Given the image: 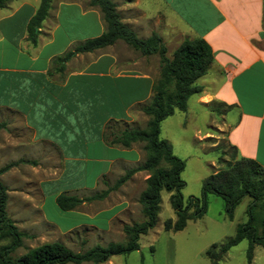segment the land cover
Returning <instances> with one entry per match:
<instances>
[{"label":"crops","instance_id":"0c3cea01","mask_svg":"<svg viewBox=\"0 0 264 264\" xmlns=\"http://www.w3.org/2000/svg\"><path fill=\"white\" fill-rule=\"evenodd\" d=\"M39 1L12 0L0 8V123L5 124L0 131L9 126L4 117L11 113L29 134L27 146L48 148L18 157L34 163H19L0 174L7 192L6 211L12 201H39L35 206L42 221L63 238H81L82 232L90 230L107 234L129 207L122 186L142 171L104 198L82 201L71 210H61L56 197L63 193L87 197L105 189L102 184L107 187L118 165L124 173L140 162L138 143L129 148L110 146L102 134L109 120L131 124L137 114H143L140 106L150 99L159 76V57L142 55L116 40L74 55L64 70L57 71L51 60L100 35L105 23L99 9L85 1L60 0L54 7L57 21H43L37 44L32 45L27 25ZM115 4L121 20L138 38L156 32L166 54L186 38L207 42L213 60L196 80L202 87L196 100L221 104L233 112L228 122L225 114L220 126L226 128L228 143L238 156L264 167V0H121ZM64 7L68 15L77 12L81 21L62 23ZM40 156L45 157L44 163ZM21 165H29L36 179L19 177ZM26 185L31 193L23 190ZM113 262L111 257L102 264Z\"/></svg>","mask_w":264,"mask_h":264},{"label":"trees","instance_id":"16d2710c","mask_svg":"<svg viewBox=\"0 0 264 264\" xmlns=\"http://www.w3.org/2000/svg\"><path fill=\"white\" fill-rule=\"evenodd\" d=\"M10 1L12 0H0V8ZM50 5L51 0H40L28 21V39L32 45L37 44L39 28L49 16ZM88 6L99 9L105 30L54 57L51 66L55 70H64L65 62L78 53L91 52L111 45L116 40H122L142 55L157 54L159 76L152 86L150 99L140 106L142 113L147 116L145 126L140 128L122 121L109 120L102 134L104 142L110 146L129 148L133 143H142L141 148L145 153L143 161L127 168L105 189L82 198L59 194L56 203L61 210L74 209L82 201L104 198L109 191L117 189L134 173L145 171L148 176L138 197L144 220L122 224L121 230L126 237L123 243L110 242L105 246L95 244L84 251L75 252L62 242L52 241L28 248L19 256H13L12 253L22 246L23 238L27 234L20 231L8 217L6 187L0 181V241L8 239L6 243L0 244V264H102L113 255L138 250L139 236L146 234L156 223L161 190L170 193L169 203L175 218L166 219L164 229L172 231L183 229L188 220L202 217L206 212L207 195L210 193L223 198L229 219H232L235 207L248 196L250 201L246 207L247 220L237 225L232 237L221 244H213L206 254L211 264H218L229 248L246 239V263L251 264L254 246L264 247V167L252 158L238 156L236 148L230 145V156L219 159L222 166L204 179L200 195L190 196L184 201L181 193L184 185L181 172L185 162L173 153L171 144L159 136L161 121L175 110L185 111L188 98L202 91L196 80L206 73L213 60L210 46L200 37L186 38L169 58L160 36L152 32L147 38H138L130 26L121 20L112 0H88ZM4 126V123H0V128ZM19 163L34 162L25 159L10 162L0 167V174Z\"/></svg>","mask_w":264,"mask_h":264},{"label":"rangeland","instance_id":"374dc122","mask_svg":"<svg viewBox=\"0 0 264 264\" xmlns=\"http://www.w3.org/2000/svg\"><path fill=\"white\" fill-rule=\"evenodd\" d=\"M51 1L49 10L51 16L44 20L45 23L57 21L54 7L60 0ZM83 1L88 3V0ZM112 1L121 2V0ZM65 9L67 8L64 7L61 13L60 20L62 23L81 21L77 12L72 10V13L68 15V10ZM166 55L171 57L172 51H168ZM226 108L221 104H200L196 100V94H194L188 98L185 111L175 110L172 115L160 123V138L166 139L171 144L173 153L185 162V167L181 172V178L184 182L181 193L184 201L190 196L200 195L204 179L222 166V163L218 162L220 158L227 159L232 152V148L226 139V128H220L224 122L225 114L227 122L228 116L233 114V112L228 113ZM4 118L8 121L9 126L5 127V131H0V163L16 161L18 157L34 156L35 151L44 153L46 149L48 150L43 145L38 147L27 146L26 140L29 134L21 128L18 123L19 119L11 113H8ZM146 119L147 116L143 114L138 116L137 114L134 123L129 125L144 127ZM1 145H5V148H2ZM141 146L142 143H138L136 146L142 151L140 162L145 156ZM39 159L43 163L46 161L45 157L42 156ZM16 173L22 178L36 179L37 177L29 165L19 166ZM122 174L123 169L118 165L112 178L109 179L108 185L113 184L115 179ZM145 174L147 173L142 171L122 186L121 194L129 200V207L122 216L115 220L112 230L107 234L90 230L82 232L81 238H74L73 236H70L72 238L69 239L63 238L56 228L42 221L37 206H35L39 201H12L8 208V217L13 220L20 231L27 234L23 238L22 246L17 248L12 255L19 256L28 248L52 241L63 242L73 251H84L95 244H103L102 246H104L108 242H125L126 237L121 230L122 224L144 220L138 197L145 187ZM102 187L106 188L103 184ZM24 189L31 193L29 191L30 186L27 188L26 185ZM169 195L170 193L166 190H161L156 223L146 234L139 236V249L127 254L111 256L114 264H211L206 251L213 244H221L232 237L237 225L247 220L246 207L250 201L248 196H245L235 207L233 217L229 219L223 198L210 193L207 195V209L202 217L196 220H188L186 226L181 230H166L164 229V221L168 218H175L169 203ZM7 241L8 239H3L0 244ZM247 245L248 241L243 239L232 246L222 255L218 264H247L245 255ZM81 264L92 263L82 262ZM251 264H264V247L254 246Z\"/></svg>","mask_w":264,"mask_h":264}]
</instances>
